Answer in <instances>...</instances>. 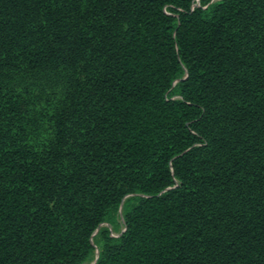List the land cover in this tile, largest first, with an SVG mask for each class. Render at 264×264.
Here are the masks:
<instances>
[{"label":"trees","instance_id":"obj_1","mask_svg":"<svg viewBox=\"0 0 264 264\" xmlns=\"http://www.w3.org/2000/svg\"><path fill=\"white\" fill-rule=\"evenodd\" d=\"M0 264H264V0H0Z\"/></svg>","mask_w":264,"mask_h":264}]
</instances>
